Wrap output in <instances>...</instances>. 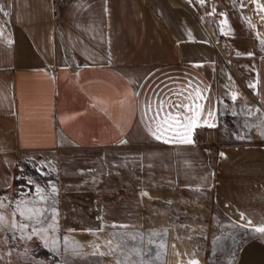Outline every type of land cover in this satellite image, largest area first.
Segmentation results:
<instances>
[{
	"label": "crops",
	"instance_id": "obj_1",
	"mask_svg": "<svg viewBox=\"0 0 264 264\" xmlns=\"http://www.w3.org/2000/svg\"><path fill=\"white\" fill-rule=\"evenodd\" d=\"M180 1L189 4L61 0L59 37L50 0H0V189L22 152L54 155L65 196L93 188L108 161L135 159L145 181L209 187L216 213L251 234L232 264H264V234L254 231L264 226V141L221 147L213 167L204 145L180 142L193 140L194 126L211 128L219 112L214 58L196 15L232 40L230 23L240 29L243 10L236 0ZM240 58L254 63L244 95L264 112V56ZM168 112L180 113V126L157 140L153 117Z\"/></svg>",
	"mask_w": 264,
	"mask_h": 264
},
{
	"label": "rangeland",
	"instance_id": "obj_2",
	"mask_svg": "<svg viewBox=\"0 0 264 264\" xmlns=\"http://www.w3.org/2000/svg\"><path fill=\"white\" fill-rule=\"evenodd\" d=\"M236 1L243 24L239 29L230 23L236 29L229 33L232 40L219 34L229 41L233 69H215L219 112L213 126L203 129L204 139L214 141L215 155L227 145L264 141V112L244 95L251 91L254 63L240 58L264 56V0ZM108 162L109 171L93 188L65 196L58 189L54 155L22 152L11 185L0 189V264H232L251 236L205 203L209 187L154 184L138 174L135 159ZM18 205L41 211L28 219Z\"/></svg>",
	"mask_w": 264,
	"mask_h": 264
},
{
	"label": "built area",
	"instance_id": "obj_3",
	"mask_svg": "<svg viewBox=\"0 0 264 264\" xmlns=\"http://www.w3.org/2000/svg\"><path fill=\"white\" fill-rule=\"evenodd\" d=\"M51 2V23L54 29V32L61 37V15H60V5L61 0H50ZM197 21L200 23V26L205 35V41L210 47L213 58L214 65L217 71H227L228 65L231 62L229 59L230 44L225 36L219 34H213L208 26L205 23L203 14L196 15ZM66 58L71 66L76 65L75 59L71 52L68 49H65ZM193 140L192 143L195 145L206 144L209 154V160L212 166L215 164L216 151L214 141L205 140L203 135V128L201 126H194L193 130ZM212 195L211 193H206L205 203L210 205L212 204Z\"/></svg>",
	"mask_w": 264,
	"mask_h": 264
},
{
	"label": "snow or ice",
	"instance_id": "obj_4",
	"mask_svg": "<svg viewBox=\"0 0 264 264\" xmlns=\"http://www.w3.org/2000/svg\"><path fill=\"white\" fill-rule=\"evenodd\" d=\"M261 43H264V41H261ZM235 98V97H233ZM163 101H161V110L163 109ZM176 108H180V107H185L187 108V105H183V104H177L175 105ZM149 111H151V108L149 107ZM179 116L180 113H175L173 114L172 112H168L165 116V119H163L162 121H160L159 118V113H157L156 115H154L153 120L154 121H159L156 123V127H155V131H152L151 129H149L151 131V134L157 139L160 140L162 139L164 133H166L167 131L171 130H175L172 126L173 124H176L177 126H180L179 124ZM185 120H188V117H184ZM185 127H190V123L189 125H186ZM262 136H264V132L261 133ZM165 142H168L167 140H165ZM180 142L182 143H192L191 139H183ZM223 155V154H222ZM37 193H39L41 191V189L37 188ZM17 210L20 212L21 216H25L28 219H33L36 217V215L41 211L40 209H35V208H27V209H22L19 207V205L17 206ZM4 221V217L2 215H0V225L3 224ZM37 223H39V220H37ZM16 223L12 224V227H16ZM21 229L27 227L26 224H20ZM35 231V229H34ZM254 231L264 234V226L261 227H256L254 229ZM67 241V238H65ZM111 243V242H109ZM101 255H103V253H101ZM191 264H198V262L196 261H192Z\"/></svg>",
	"mask_w": 264,
	"mask_h": 264
},
{
	"label": "trees",
	"instance_id": "obj_5",
	"mask_svg": "<svg viewBox=\"0 0 264 264\" xmlns=\"http://www.w3.org/2000/svg\"><path fill=\"white\" fill-rule=\"evenodd\" d=\"M21 156V153L18 154L17 159H19V157ZM44 252L45 255H49L51 258L53 257V255L45 250H42Z\"/></svg>",
	"mask_w": 264,
	"mask_h": 264
}]
</instances>
